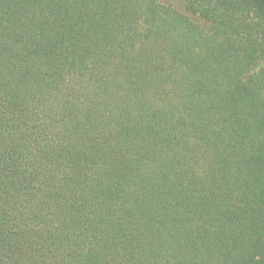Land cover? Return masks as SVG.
<instances>
[{"label":"trees","instance_id":"16d2710c","mask_svg":"<svg viewBox=\"0 0 264 264\" xmlns=\"http://www.w3.org/2000/svg\"><path fill=\"white\" fill-rule=\"evenodd\" d=\"M0 264H264V0H0Z\"/></svg>","mask_w":264,"mask_h":264},{"label":"rangeland","instance_id":"374dc122","mask_svg":"<svg viewBox=\"0 0 264 264\" xmlns=\"http://www.w3.org/2000/svg\"><path fill=\"white\" fill-rule=\"evenodd\" d=\"M177 4V3H176Z\"/></svg>","mask_w":264,"mask_h":264}]
</instances>
